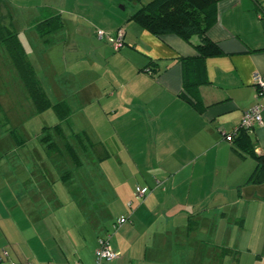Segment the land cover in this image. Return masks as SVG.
Returning <instances> with one entry per match:
<instances>
[{
	"label": "crops",
	"instance_id": "crops-1",
	"mask_svg": "<svg viewBox=\"0 0 264 264\" xmlns=\"http://www.w3.org/2000/svg\"><path fill=\"white\" fill-rule=\"evenodd\" d=\"M129 1L43 0L36 8L42 15L21 30L10 13L41 88L52 104L66 103L69 115L62 120L52 107L41 112L30 107V115L43 116L49 109L55 114L53 124L43 126L35 139L45 157H63L67 163L41 165L35 178L14 175L8 187L0 186L6 192H0V264H94L98 238L107 233L119 253L113 264H211L223 246L233 249L237 260L229 253L220 264H261L264 180H252L256 157L240 153L223 133L237 129L256 102V78L264 80V0L217 1V20L207 35L222 54L202 60L205 82L193 88L201 112L179 95L184 67L196 64L192 59L198 37L188 43L174 34L152 35L129 19L145 3L136 8ZM48 14H59L62 26L39 33L37 27ZM119 28L124 37L118 51L96 35L97 29L114 34ZM191 71L188 75L196 77ZM259 102L264 105V96ZM261 116L262 125L248 134L255 154L264 156V108ZM59 123L63 135L56 139L81 133L102 141L100 160L118 155L115 167L100 169L105 188H117L120 194L110 196L111 203L121 205L113 218L106 219L104 208L97 206L100 197L90 191L87 197L82 187L87 178L81 176L83 170L97 166L76 165L46 149L42 139ZM113 140L121 152L107 151ZM22 167H9L8 172ZM49 170L60 172V180L54 181L57 190L49 189ZM115 172L130 173L124 190ZM75 179L81 185L72 191ZM137 187L144 189L143 196ZM86 198L99 202L90 205ZM82 205L95 210L91 225L84 220ZM96 210L101 211L98 216ZM121 216L127 220L114 230Z\"/></svg>",
	"mask_w": 264,
	"mask_h": 264
},
{
	"label": "trees",
	"instance_id": "trees-1",
	"mask_svg": "<svg viewBox=\"0 0 264 264\" xmlns=\"http://www.w3.org/2000/svg\"><path fill=\"white\" fill-rule=\"evenodd\" d=\"M217 1L150 0L141 5L129 17L130 20L135 21L155 36L174 34L188 43L191 42L194 36L198 37L199 41L194 45L196 56L192 59L196 64L193 68L184 67V84L179 95L200 112L203 110V105L197 91L193 88L198 83L205 82L202 60L206 57L222 54L219 45L207 35L209 29L217 20ZM4 4L5 1L0 0V50L4 53L7 65L14 69L19 80L26 88L28 98L32 101L35 112H41L52 107L60 119H66L69 115L68 106L64 102L52 104L46 96L18 38V32L11 24V14L6 10ZM41 22V25L38 24L37 29L39 33H46L60 28L63 21L59 14H48L42 18ZM119 29L123 30V28ZM190 70L196 74V81L194 80L196 77L188 75ZM49 128L45 127L48 130ZM52 128V134L48 133L42 139L46 149L49 153L56 154L59 152V154L65 155L68 160L76 165L83 164L82 156L86 155L84 152L87 149L99 151L104 146L103 144H101V147L96 145L81 133H74L72 135L74 137L58 140L56 136L60 133L63 135V126L59 123ZM248 130V128L238 126L233 134L232 143H235L236 149L242 150L240 153L246 152L256 157L257 164L252 174V180L260 182L264 180V156L255 154ZM9 131L15 132L13 128H10ZM99 158H104V156H99ZM218 250V257L211 264H220V259L229 253L233 254L234 261L237 260V255L233 249L223 246L219 247Z\"/></svg>",
	"mask_w": 264,
	"mask_h": 264
},
{
	"label": "rangeland",
	"instance_id": "rangeland-1",
	"mask_svg": "<svg viewBox=\"0 0 264 264\" xmlns=\"http://www.w3.org/2000/svg\"><path fill=\"white\" fill-rule=\"evenodd\" d=\"M5 1V4L7 5L10 13L12 14L14 22L19 26V30H21L22 26H26L31 19L37 18L42 15L41 11H39L37 6L41 4L43 0H3ZM149 0H133L129 1V7L131 5L139 7L142 3H146ZM68 9H71L72 7L67 5ZM75 7H73L74 9ZM75 12H77L78 9H74ZM74 10H70L71 12ZM80 13L78 14H86L79 10ZM6 60L0 58V102L2 104V109H0V186H9L10 182L12 183L13 180H15V176H19L21 179H24V175H27V177L30 178V174H32V177L35 178L37 175H34L37 173L38 175L41 174L40 168L41 165H63L66 164L67 161L63 157H52V156H44L43 152L38 148V140H36V135L41 132V128L43 126H48L50 124H53L55 114L52 112L51 109L48 110L47 114L44 115H51V117L48 116H36L35 114L30 115L28 112L30 110V107H32V110H34V105L31 103L30 99L28 98V95L26 93V90L23 86H21L16 78V74L11 75L9 67H7ZM13 76V77H12ZM10 77H12L10 79ZM10 79V80H9ZM3 113L6 115L4 117ZM49 113V114H48ZM27 114H29L27 116ZM53 115V116H52ZM26 117L25 120H23ZM42 117H45L46 120H42ZM53 117V118H52ZM21 118H23L21 120ZM7 120L5 124H2L4 120ZM10 128H13L15 132L9 131ZM24 141V142H23ZM96 145L102 144L101 142L92 140ZM104 143V142H103ZM107 143V142H106ZM114 147H109L107 151L109 152H121L118 148V145L115 140L112 141ZM105 144V143H104ZM106 146V145H105ZM94 151V150H93ZM101 155V150L96 151V154L93 152V156L90 154L83 155L82 158L84 160V165L93 164L97 166L96 170L93 169V171H87L81 173V176H86L87 178L84 179L86 184H82V187L85 191V195L89 197V191L92 195H98L101 199V204L99 205L97 202H99V199L96 201L97 206L104 208L103 213L106 215V219L113 218L118 214V212L121 209V205L119 203H111L114 200L112 199L111 194L113 192L115 195L119 196L120 194L117 193L118 189L113 188L112 190L105 188V182L102 178V171L104 170V167L107 165H111L115 167V160L114 158H117L118 155H110L105 160H100L99 156ZM122 156V155H120ZM123 157V156H122ZM22 167L27 166V171L23 169H18L17 172H8L9 167ZM101 169V170H100ZM24 170V172H23ZM46 174V172H44ZM60 175V172H54L52 170H49V177L47 176V179L52 182V185H49L50 190H57L56 188L58 185L56 184V187L54 186V181H59L60 179L56 177V175ZM10 175V177H8ZM15 175V176H14ZM116 176H119L117 179H119V183L125 185L123 186V190L127 185H129L128 177H130V173H118L115 172ZM88 176H90V179H88ZM52 177V179H50ZM32 178V181L34 179ZM113 179V177H111ZM80 179H75V181H72V184L70 185L71 190L73 191L74 188L78 189L80 188L81 184H77ZM131 181V179H130ZM25 187L22 188L24 190ZM29 187H26V190H29ZM2 195H5L6 192L3 189L0 191ZM106 192V193H105ZM85 197V196H84ZM4 198V197H2ZM85 202H88V198L85 199ZM90 205H96L93 203L88 202ZM90 205H82L86 207V212H84L85 222L89 225H91V218H93V213L95 210L90 209ZM8 206V202H5L3 205H1L2 213H4L5 208ZM101 212L99 210H96L95 216H98V213ZM1 218L4 220L5 217L1 216ZM6 220V219H5ZM98 221V219H96ZM98 226V225H97ZM188 247L186 246L185 249L188 252ZM2 254H6V251H2ZM1 255V254H0ZM4 257H6L4 255ZM261 264H264V262H261Z\"/></svg>",
	"mask_w": 264,
	"mask_h": 264
},
{
	"label": "built area",
	"instance_id": "built-area-1",
	"mask_svg": "<svg viewBox=\"0 0 264 264\" xmlns=\"http://www.w3.org/2000/svg\"><path fill=\"white\" fill-rule=\"evenodd\" d=\"M123 30L118 29L114 34L105 32L101 29L96 30V35L99 39H105L110 43L114 51H118L123 46ZM256 88V102L248 109L242 116L239 126L251 129L255 126L262 125V110L264 105L259 102V99L264 96V80L261 77H257L255 81ZM235 130L230 133H223L224 139L228 142H232L233 134ZM136 192L139 196L144 195V189L137 187ZM127 220L126 216L119 217L114 225L113 229L116 230L117 227ZM110 233L98 238L97 248L95 250V262L94 264H113L114 261L119 257V253L112 248L110 242ZM31 264V263H26Z\"/></svg>",
	"mask_w": 264,
	"mask_h": 264
}]
</instances>
